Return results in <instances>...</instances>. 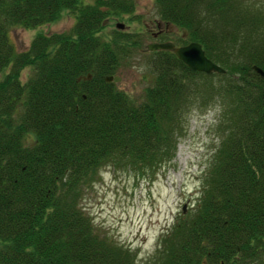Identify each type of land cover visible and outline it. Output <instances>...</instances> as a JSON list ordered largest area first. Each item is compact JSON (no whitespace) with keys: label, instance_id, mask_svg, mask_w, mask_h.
I'll return each mask as SVG.
<instances>
[{"label":"trees","instance_id":"trees-1","mask_svg":"<svg viewBox=\"0 0 264 264\" xmlns=\"http://www.w3.org/2000/svg\"><path fill=\"white\" fill-rule=\"evenodd\" d=\"M155 3L181 30L179 42H200L226 72L193 71L171 50L149 51L155 77L138 100L115 77L142 34L109 29L134 0H0V264H137L94 224L85 192L104 168L153 174L173 161L188 109L217 98L221 140L197 209L162 236L153 264H264V76L254 69L264 70V5ZM65 10L76 18L71 30L40 32L15 49L11 28L50 24Z\"/></svg>","mask_w":264,"mask_h":264},{"label":"rangeland","instance_id":"rangeland-1","mask_svg":"<svg viewBox=\"0 0 264 264\" xmlns=\"http://www.w3.org/2000/svg\"><path fill=\"white\" fill-rule=\"evenodd\" d=\"M255 1L264 5V0ZM134 2L140 13H137L138 20L127 18L125 22L133 23L127 27L129 31L142 34L143 46L134 56L123 61L115 83L141 100L155 77L146 64L149 57L146 46L153 40L150 34L142 31L147 25L151 27L150 19L156 18L158 12L155 0ZM123 21L114 20L109 29ZM75 22L76 18L65 10L53 23L32 29L13 27L9 35L15 49L24 51L40 32L69 31ZM29 75L30 68L23 70L22 80L27 81ZM2 78L3 73H0V80ZM223 109L222 99H213L210 104L196 101L187 111L184 132L179 137L173 161L163 164L153 174H141L124 166L118 169L107 167L86 190L82 200L84 210L101 233L135 253L137 264H153L162 245V236L171 230L178 217L196 211L204 177L221 140L218 126Z\"/></svg>","mask_w":264,"mask_h":264},{"label":"water","instance_id":"water-1","mask_svg":"<svg viewBox=\"0 0 264 264\" xmlns=\"http://www.w3.org/2000/svg\"><path fill=\"white\" fill-rule=\"evenodd\" d=\"M116 27L119 29H125L126 24L124 22H117ZM149 51L156 50H171L177 57L182 60L191 70L197 72H203L206 74H223L226 69L219 63H216L206 55V51L200 42L193 41L184 46H176L174 42H150L147 44ZM254 69L264 76V70L254 65ZM91 75H89V78ZM108 81H113L114 76H109Z\"/></svg>","mask_w":264,"mask_h":264},{"label":"flooded vegetation","instance_id":"flooded-vegetation-1","mask_svg":"<svg viewBox=\"0 0 264 264\" xmlns=\"http://www.w3.org/2000/svg\"><path fill=\"white\" fill-rule=\"evenodd\" d=\"M137 13H139V10L137 9V6L135 5V8L132 12H128L125 14V17L123 18L124 22L127 18H132L134 20V17H137ZM138 20V19H136ZM152 21L151 27L149 25L145 26V31H142L144 33L151 35L152 42H166L171 41L174 42L176 46H184L186 44H183L177 40V37L182 35L181 30L175 27L174 25L164 22L160 19L159 15H156V18L150 19ZM126 23V29L129 27ZM132 27V26H131ZM150 43V42H149ZM189 44V43H187ZM147 49V46H146ZM148 50V49H147Z\"/></svg>","mask_w":264,"mask_h":264}]
</instances>
